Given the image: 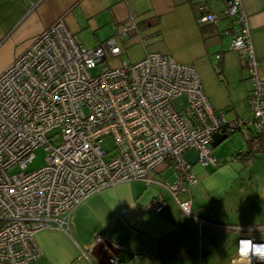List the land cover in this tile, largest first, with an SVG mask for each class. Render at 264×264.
I'll use <instances>...</instances> for the list:
<instances>
[{
  "label": "built area",
  "instance_id": "2783aa9c",
  "mask_svg": "<svg viewBox=\"0 0 264 264\" xmlns=\"http://www.w3.org/2000/svg\"><path fill=\"white\" fill-rule=\"evenodd\" d=\"M223 1V14L235 23L230 47L243 52L251 81L249 123L264 131V81L247 14L241 0ZM196 9L197 22L218 20L205 3L199 1ZM131 29L136 30L135 15L115 28L116 35L89 48L75 41L59 17L0 72V264H30L40 254L36 232L68 231L76 205L121 181L158 183L189 215L191 200H180L177 194L196 177L183 153L193 148L197 163L215 165L213 134L234 131L244 123L218 114L194 66L167 53L146 49L135 62L110 66L107 57L115 59L122 52L116 36H126ZM145 41L141 38L142 44ZM95 67L99 72L93 74ZM178 95H185L188 104L181 113L171 103ZM107 136L114 152L104 158L101 142ZM38 147L46 151L44 163L26 170ZM160 167L171 168L172 181L151 176ZM164 205L158 195L149 209L159 212ZM240 239L264 243L238 238V263ZM109 261L122 264L115 257ZM252 264L262 262L253 257Z\"/></svg>",
  "mask_w": 264,
  "mask_h": 264
},
{
  "label": "crops",
  "instance_id": "0c3cea01",
  "mask_svg": "<svg viewBox=\"0 0 264 264\" xmlns=\"http://www.w3.org/2000/svg\"><path fill=\"white\" fill-rule=\"evenodd\" d=\"M197 1L0 0V72L59 17L75 41L90 48L116 35L115 28L135 15L136 21L146 19L147 24L116 36L122 51L145 37V50L192 64L213 109L227 121L244 122L235 134L212 144L215 165L191 166L196 182L177 194L180 200H191L189 215L158 183L121 181L92 192L76 205L68 231L36 232L40 254L30 264H112L111 257L122 264H239L235 261L238 238L264 240V152L245 151L246 139L255 130L249 123L251 81L243 52L230 47L235 26L222 13L224 1L203 0L218 16L215 24L197 22ZM241 3L264 81V0ZM165 23L189 34L190 56L176 59L166 48ZM172 105L181 112L185 109L180 102ZM151 176L174 178L171 168L161 167ZM158 195L165 205L154 212L149 203Z\"/></svg>",
  "mask_w": 264,
  "mask_h": 264
},
{
  "label": "rangeland",
  "instance_id": "374dc122",
  "mask_svg": "<svg viewBox=\"0 0 264 264\" xmlns=\"http://www.w3.org/2000/svg\"><path fill=\"white\" fill-rule=\"evenodd\" d=\"M165 25L166 26L164 27V33L162 35L164 38V43H165L166 48H168L169 51L174 54L173 56L176 59L181 60V57L190 56L192 54V41L189 40V34L186 33V31H182L181 27H180V31H177L176 29H174L175 25H172L171 23H169L168 25L167 23H165ZM123 48L124 50L117 58L112 59L109 56L107 57V60L110 66L118 65L122 61L135 62L144 56L145 48L141 42H134V43L128 44L126 47H123ZM91 72L93 74L99 72V67H95L91 69ZM179 102L184 105L183 108H186V106L188 105L185 95L178 96L171 100V103L174 105L178 104ZM176 110H178V108ZM179 112L181 113V109L179 110ZM233 134L235 133H232L231 135ZM101 147L104 150H106V154L104 155V158L112 154L114 152L112 138L110 136L105 137L101 142ZM213 150H214V147H213ZM33 154H34V157L29 163H27L26 170L36 169L37 167L41 166L44 163V157L46 155V151L42 147L36 148L33 151ZM198 165L199 163L197 162L193 164V166H198ZM14 171L15 169L11 170V172H14Z\"/></svg>",
  "mask_w": 264,
  "mask_h": 264
},
{
  "label": "clouds",
  "instance_id": "9594fccd",
  "mask_svg": "<svg viewBox=\"0 0 264 264\" xmlns=\"http://www.w3.org/2000/svg\"><path fill=\"white\" fill-rule=\"evenodd\" d=\"M239 264H252V258L264 264V243H254L252 239H240L237 248Z\"/></svg>",
  "mask_w": 264,
  "mask_h": 264
},
{
  "label": "trees",
  "instance_id": "16d2710c",
  "mask_svg": "<svg viewBox=\"0 0 264 264\" xmlns=\"http://www.w3.org/2000/svg\"><path fill=\"white\" fill-rule=\"evenodd\" d=\"M201 1L203 3H205L203 0H198L196 3H195V8H196V4ZM206 4V3H205ZM207 6V4H206ZM208 8V7H207ZM209 9V8H208ZM210 10V9H209ZM211 11V10H210ZM222 13H223V10H222ZM225 15V14H224ZM227 16V15H226ZM232 19V21L234 22V19L233 17L231 16H228ZM217 22V21H216ZM215 22V23H216ZM214 23V24H215ZM147 24V20L146 19H142V20H139V21H136V30H137V27L139 28H142V27H145V25ZM234 26H235V23H234ZM234 28V27H233ZM232 31V30H231ZM143 39H145V37H142ZM219 56V55H218ZM241 125H238L236 127V129H238ZM235 129V130H236ZM255 130V129H254ZM230 132H233V131H230ZM255 134H251L250 137H248L246 139V143H247V148H246V153H254V152H264V131H257L255 130L254 132ZM240 154H243V153H240ZM239 154V155H240ZM237 155V154H236Z\"/></svg>",
  "mask_w": 264,
  "mask_h": 264
},
{
  "label": "water",
  "instance_id": "95a60500",
  "mask_svg": "<svg viewBox=\"0 0 264 264\" xmlns=\"http://www.w3.org/2000/svg\"><path fill=\"white\" fill-rule=\"evenodd\" d=\"M230 133L232 132H228V133H223V132H216L213 134V141L212 144L214 142L220 141L225 139ZM183 157L192 165L195 164L197 161V155H196V151L193 148H189L187 149L184 153H183Z\"/></svg>",
  "mask_w": 264,
  "mask_h": 264
}]
</instances>
